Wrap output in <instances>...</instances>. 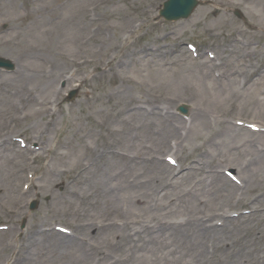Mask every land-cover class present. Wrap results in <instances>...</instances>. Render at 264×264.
<instances>
[{"label":"rangeland","instance_id":"rangeland-1","mask_svg":"<svg viewBox=\"0 0 264 264\" xmlns=\"http://www.w3.org/2000/svg\"><path fill=\"white\" fill-rule=\"evenodd\" d=\"M164 1L0 0V57L15 65L12 72L0 70V185L1 198L5 199L0 201V222L10 225L9 230L0 232V264H97L100 255L107 254L108 248L101 245L89 260L77 259L73 250L63 261L44 255V260L27 262L24 252L12 246L26 245V232H40L42 225L64 226L85 234L84 243L95 246L96 231L80 229L98 212L89 207L88 212L83 211L88 198L80 199L87 195L88 187L82 181L89 169L78 182L73 181L72 174L77 175L80 166L103 163L108 150L132 148L128 145L131 132L137 138L156 136L157 125L144 126L143 122L165 106L183 116L178 109L184 104L188 108L184 116L189 117L200 99L210 105L208 92L201 86L202 78H209L203 61L209 59L208 53L216 57L214 71L236 78L231 99L220 104L213 100L217 107L211 109L217 119L222 125L239 121L264 127V109L253 104L254 96H264V0H201L190 18L179 21L159 17ZM96 15L100 19H88ZM132 26L135 29L130 32ZM188 44L197 47L201 56L195 58ZM232 49L236 54L228 52ZM57 70L63 74L57 75ZM253 70L260 84L250 80ZM74 90L75 98L68 100ZM171 100V105H165ZM136 106L141 108L140 114L132 110ZM37 109L39 112L34 113ZM123 127L128 137L127 133L112 132ZM200 144L198 140L194 149L180 153V163L188 165L202 159ZM132 151L148 156L153 150ZM229 168L237 174L236 166ZM61 170L73 173L60 178ZM15 171L20 177L10 179ZM2 180L5 184L11 180L12 185L6 187ZM32 182L34 187L25 192L24 185ZM262 187L257 182L247 184L239 197L251 203L262 193ZM30 192L16 207V199ZM8 193L14 202L7 201ZM175 197L184 200L185 193L179 189ZM33 200L38 201L34 210L30 209ZM233 203L232 218L251 209L248 204ZM181 212H173L169 220ZM159 214L137 219H162L163 211ZM134 217L131 225L139 221ZM250 241L252 236L244 237L245 243ZM259 245L261 242L252 247ZM215 253L211 262L219 264L223 254L217 251L211 256Z\"/></svg>","mask_w":264,"mask_h":264},{"label":"bare ground","instance_id":"bare-ground-1","mask_svg":"<svg viewBox=\"0 0 264 264\" xmlns=\"http://www.w3.org/2000/svg\"><path fill=\"white\" fill-rule=\"evenodd\" d=\"M80 17L83 19L85 14ZM99 17L96 15L88 19L95 21ZM133 29L134 26L130 32ZM236 48L238 47L234 45V49ZM234 49L228 52L236 54ZM226 50L225 48L223 52L226 53ZM203 61L204 67L208 68L205 74L209 78H202L201 86L208 92L206 94L210 99L206 101L210 105L203 98L200 99L193 107L194 115L187 121L174 115L171 107L167 106L159 110V114L153 112L146 116L143 124L157 125L159 131L156 136L144 134L137 138L131 132L128 137L125 127L123 130H112L115 134L127 133L130 141L128 145L132 148L122 152L108 150L103 163L80 166L78 174H72L73 181L78 182L77 179L89 169L82 181L88 187L87 195L80 199L84 201L88 198V204L83 211L88 212L89 207L98 212L90 215L81 228L84 231H96V245H87L74 234L66 235L56 230L36 233L28 231L26 245L18 248L12 246V249L24 252V261L44 260V255L63 261L73 250L77 259L89 260L103 245L108 248L107 254L100 255L97 264H213L215 262L211 261L216 253L213 256L211 254L217 251L223 254L219 264H264V222L262 223L261 217H264V130L255 132L247 126L230 122L222 125V121L217 119L211 109L216 106L213 100L216 98L218 103L231 99L235 92L233 85L236 78L231 74L216 73L215 60ZM57 71V75L63 74L62 70ZM254 73L255 70L249 73L250 80L260 84V80L254 78ZM124 93L127 95V92ZM173 102L168 101L165 105ZM253 102L257 109H264V96H254ZM129 104L135 105V102L130 101ZM132 110L136 114L142 111L137 106ZM120 113L125 114L122 110ZM198 140L201 141V155L204 156L202 159H194L191 164L180 167V170L161 162L166 155L171 156L170 153L179 156L185 150L194 149L193 143L196 144ZM133 148L153 151L148 156H142L134 153ZM140 159H146L149 163H142ZM213 162L217 163L215 167ZM233 165L237 167L236 175L239 176L235 182L224 174L225 169H231L229 167ZM71 172L73 173L62 170L61 178ZM12 174L10 179L14 176L20 177L17 171ZM10 182L11 180H6L5 184L3 181L6 187L12 185ZM254 182L263 186L262 193L251 203L245 202L239 195L245 193L247 184L252 185ZM2 189L0 185V201L5 200L1 198ZM179 189L185 193L184 200L181 199L184 196L175 197V192L179 193ZM24 191L27 192L28 188ZM30 194L31 192L22 193L16 199L17 203H14L16 207L20 205L21 199ZM233 200L248 204L251 209L232 218L229 213L231 205L234 204ZM7 201L14 202L11 194ZM160 210L164 214L162 219L149 216L147 219H137L147 215H160ZM176 211H182L180 216L171 217L169 220ZM133 217L139 221L131 225L129 221ZM143 230L146 232L141 235ZM149 230H154L153 234ZM249 236H252L250 244L244 242V237ZM259 242L261 246L252 247Z\"/></svg>","mask_w":264,"mask_h":264},{"label":"water","instance_id":"water-1","mask_svg":"<svg viewBox=\"0 0 264 264\" xmlns=\"http://www.w3.org/2000/svg\"><path fill=\"white\" fill-rule=\"evenodd\" d=\"M195 5L196 0H171L165 4V9L162 11V14L166 16L168 20L176 19L189 14V11H191V8Z\"/></svg>","mask_w":264,"mask_h":264}]
</instances>
